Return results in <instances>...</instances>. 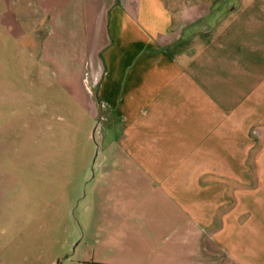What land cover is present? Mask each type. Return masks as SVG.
<instances>
[{"label":"crops","instance_id":"crops-1","mask_svg":"<svg viewBox=\"0 0 264 264\" xmlns=\"http://www.w3.org/2000/svg\"><path fill=\"white\" fill-rule=\"evenodd\" d=\"M65 5L102 59L99 162L15 182L0 264H264V192L236 191L264 187V0Z\"/></svg>","mask_w":264,"mask_h":264},{"label":"rangeland","instance_id":"rangeland-1","mask_svg":"<svg viewBox=\"0 0 264 264\" xmlns=\"http://www.w3.org/2000/svg\"><path fill=\"white\" fill-rule=\"evenodd\" d=\"M64 1L0 0V258L7 261L8 196L15 182L52 186L64 179L60 175L85 172L51 169L99 162L107 110L97 91L102 59L88 58L87 46L69 35ZM250 137L254 165L264 146V124H254ZM253 169L251 183H238L237 195H263ZM39 190L49 198L55 188Z\"/></svg>","mask_w":264,"mask_h":264}]
</instances>
